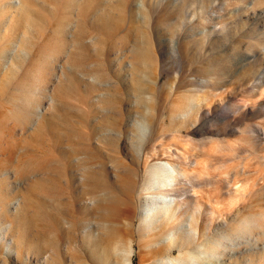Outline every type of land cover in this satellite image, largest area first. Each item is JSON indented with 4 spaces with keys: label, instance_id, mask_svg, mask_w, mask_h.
Segmentation results:
<instances>
[{
    "label": "rangeland",
    "instance_id": "1",
    "mask_svg": "<svg viewBox=\"0 0 264 264\" xmlns=\"http://www.w3.org/2000/svg\"><path fill=\"white\" fill-rule=\"evenodd\" d=\"M126 6L134 13L131 19H123ZM138 48L149 49L140 71L133 57ZM74 69L80 83L68 89ZM94 70L104 74L107 82L92 90L90 71ZM141 77L148 84L158 83L142 109L158 121L142 127V133L135 129L139 109L133 92ZM107 83L114 91L110 92ZM108 93L115 98L114 111L101 104ZM0 102V149H14L10 175L0 179V213L18 220L16 235L28 237L16 246L7 233L11 224L0 225V260L10 264L111 262L105 223L98 211H92L90 197L72 205L84 190L78 170L87 166L95 172L105 167L103 182L112 185L110 194L122 210L133 214L129 221L117 224L118 230L128 227L131 233L132 263L157 264L177 258L175 245L166 243L159 254L150 251L147 246L158 229L150 231L139 220L147 207L143 182L148 167L168 161L189 168L200 162L208 171L205 179L179 176L172 183L176 202L189 201L182 211L203 197L200 203L206 209H202L197 232L208 233L220 244L218 255L203 254L198 249L200 239L191 244L195 264L208 256L210 262L241 264L247 259L264 264V254H255L264 235V0H0ZM85 107L93 111L88 121L91 127L108 111L111 115L125 113L124 124L117 120L114 133L88 140L87 129L79 124L80 116L87 118ZM177 112L179 116L190 114L191 120L178 122L184 126L175 130L169 119ZM67 121L82 136L79 147L75 145L79 153L68 162L63 158L69 154ZM47 127L51 130L46 131ZM52 130L65 139L55 148L49 141ZM143 135L146 156L137 164L133 147ZM119 161L135 172L125 173ZM7 168L0 164V170ZM68 170L74 178L70 183ZM18 172L23 174L21 181L14 177ZM235 180L238 185L249 184L250 189L237 192ZM82 209L89 210L85 217ZM44 210L58 218L60 225L42 233ZM162 226L161 237L166 238L172 230ZM174 234L178 244L185 242ZM211 249L209 244L205 252ZM150 255H157V260ZM259 256H263L261 261Z\"/></svg>",
    "mask_w": 264,
    "mask_h": 264
},
{
    "label": "bare ground",
    "instance_id": "2",
    "mask_svg": "<svg viewBox=\"0 0 264 264\" xmlns=\"http://www.w3.org/2000/svg\"><path fill=\"white\" fill-rule=\"evenodd\" d=\"M25 1V0H24ZM34 1V0H33ZM97 1V0H96ZM140 4V3H139ZM137 3V9H140V5ZM24 5V4H23ZM96 6V5H95ZM117 6V5H116ZM119 7V6H118ZM111 8V7H110ZM101 9V8H100ZM136 9V10H137ZM97 10V9H96ZM135 10V12H136ZM110 11V10H109ZM116 11V10H115ZM96 12V11H95ZM98 12V11H97ZM119 12V11H118ZM140 12V11H139ZM144 12V11H143ZM75 14V13H74ZM118 14V13H117ZM124 16L123 19H131L134 17V13L130 12V9L126 6L124 9ZM98 15V14H97ZM115 15V14H114ZM85 16V15H84ZM119 16V14H118ZM47 17V16H46ZM49 17V16H48ZM65 17V16H64ZM146 20V19H145ZM80 22V21H79ZM149 22V21H148ZM25 23V22H24ZM38 23V22H37ZM94 24V22H93ZM162 24V23H161ZM44 25V24H43ZM28 26V25H27ZM97 26V25H95ZM93 27V26H92ZM101 29V28H100ZM84 30V29H83ZM102 30V29H101ZM48 31V30H47ZM95 31V30H94ZM86 32V31H85ZM84 33V31H83ZM87 33V32H86ZM74 34V33H73ZM64 38V37H63ZM152 40V39H151ZM92 42V41H90ZM103 43V42H102ZM91 44V43H90ZM15 47V46H14ZM75 49V48H74ZM70 50V49H69ZM92 50V49H91ZM149 49H142V48H138L135 49V51L133 52V57L135 58V66H138L139 71L141 70V68L143 67V61L146 60L147 56H149ZM21 51V50H20ZM104 51V50H103ZM22 52V51H21ZM101 52V51H100ZM68 53V52H67ZM78 53V52H77ZM6 55V54H5ZM94 57V56H93ZM5 58V57H4ZM101 58V57H100ZM105 59V58H104ZM132 60V59H131ZM90 61V60H89ZM104 61V60H103ZM124 61V60H123ZM134 62V63H135ZM107 63V62H106ZM104 65V64H103ZM111 65V64H110ZM147 65V64H146ZM80 66V65H78ZM73 67V66H72ZM75 67V66H74ZM147 67V66H146ZM71 69V68H70ZM73 69V68H72ZM82 69V68H81ZM137 69V70H138ZM77 69H74L73 72H71V74L69 75L68 79H69V83H68V89H74L78 86V84L80 83L79 80L76 79V71ZM96 70V69H95ZM90 71L93 79H94V84L92 86H90V88L92 90H95V87H103L104 83L107 82V77H105L104 74L99 73V71ZM55 71V70H54ZM83 71V69H82ZM60 72V71H59ZM75 72V73H74ZM81 72V71H80ZM84 72V71H83ZM83 72H81V74L83 75ZM80 74V75H81ZM90 74V75H91ZM142 74V73H141ZM137 75V74H136ZM57 76V75H56ZM85 76H88L87 73L85 74ZM67 77V76H66ZM145 77V75H144ZM144 77L139 78V80L137 81V83L135 84L134 88H133V92H134V96L136 98V108L139 109V113L137 116V121H136V126L135 129L138 131L140 129H142V127L144 128L147 125H152L154 122L158 121V117L155 115H147V113L145 114V112L142 111V109H144V107L147 106V102H148V98H147V94H154L156 88H157V82H152V83H146L144 80ZM92 79V80H93ZM67 84V81L65 82ZM46 85V84H45ZM106 85V84H105ZM106 87V86H105ZM107 87L110 90V92L114 91L112 88V84H108L107 83ZM66 88V87H65ZM78 89V88H77ZM107 90V89H106ZM107 90V91H109ZM71 91V90H69ZM99 91V90H98ZM102 92L103 90H100ZM129 91V90H128ZM97 92V91H96ZM109 92V93H110ZM127 92V91H126ZM107 93V92H106ZM108 93V94H109ZM115 93V92H114ZM132 93V92H131ZM106 96V99L101 103L103 105H105L107 107V109H113L114 107V102H115V98L114 96L111 94H109ZM68 95V94H67ZM106 95V94H105ZM87 96V95H86ZM89 96V94H88ZM91 96V95H90ZM103 96V95H102ZM100 96V97H102ZM164 96V95H163ZM207 96V95H206ZM69 97V95H68ZM67 97V98H68ZM87 98V97H86ZM91 98V97H90ZM89 98V99H90ZM103 98V97H102ZM164 98V97H163ZM39 99V98H38ZM42 99V97H41ZM212 99V98H211ZM91 100V99H90ZM196 100V99H195ZM43 101V99H42ZM83 101V100H82ZM102 101V100H101ZM117 101V100H116ZM201 101V100H200ZM199 101V102H200ZM26 102V101H25ZM87 99L85 101V105L86 104ZM203 102V101H202ZM1 103V102H0ZM38 103V102H37ZM57 103V102H56ZM198 103V102H197ZM66 104V103H65ZM98 104V103H97ZM117 104V103H116ZM196 104V103H195ZM27 105V104H26ZM31 107V104H29ZM37 105H40L37 104ZM99 105V104H98ZM35 106V105H34ZM32 107L31 111H34L33 108L35 109V107ZM119 106V105H118ZM138 106V107H137ZM11 107V106H10ZM93 107V106H91ZM99 107V106H98ZM104 107V106H103ZM69 108V107H68ZM86 108V107H85ZM90 108V107H89ZM86 108L85 111L87 112V118L85 119L83 116H80L82 120H80L78 123L80 125H83L86 129L87 132L86 134V138L88 140H91L92 137L96 136L98 138H106L105 132H110L111 134L114 133L116 131V129H118L116 123L120 124H124V119L126 118V114L125 113H118L116 115H111L113 114L112 111H108V114L106 116H104L101 121L98 123L97 126L95 127H91L88 124L89 121V117L90 115L93 113L92 109ZM97 108V107H96ZM106 109V110H107ZM108 109V110H109ZM195 109V108H194ZM37 110V109H36ZM73 110V109H72ZM104 111V110H102ZM114 111V109H113ZM119 111V110H118ZM117 111V112H118ZM121 111V110H120ZM107 112V111H105ZM110 112H112L110 114ZM188 112V111H187ZM33 113V112H32ZM175 113V112H172ZM86 114V113H85ZM177 114V115H176ZM176 114H171V119H169L171 121L170 125L171 127H173V129L177 130V128L179 129L182 128L184 125L178 126L177 123L178 122H182V123H187L191 120V116L190 114L187 115H183V116H179L178 112ZM35 115V114H34ZM37 115V114H36ZM35 115V116H36ZM97 115V114H96ZM99 115V114H98ZM104 115V114H103ZM129 115V114H128ZM181 115V114H180ZM28 116V115H27ZM34 116V117H35ZM92 116V115H91ZM116 116V117H115ZM24 117V116H23ZM33 117V116H31ZM33 117V118H34ZM95 117V116H94ZM93 117V118H94ZM99 117V116H98ZM131 117V116H130ZM169 117V118H170ZM19 118V116H18ZM28 118V117H27ZM48 119V118H47ZM97 119V118H96ZM24 120V118H23ZM30 120V119H28ZM45 120V119H44ZM95 120V119H94ZM118 120V121H117ZM27 121V120H26ZM32 121V120H31ZM28 121V122H31ZM68 122V121H67ZM75 122V121H74ZM166 120H162L161 123H166ZM192 122V121H191ZM27 123V122H26ZM76 123V122H75ZM24 124V123H23ZM29 124V123H27ZM69 121L65 127L66 129V134H65V138L67 140L68 146H69V154H66L63 156L64 160H66L67 162L72 158L73 156H76L79 153V148H76V146L79 147L80 144V137H82L78 132L74 131V129L72 128V124ZM119 124V125H120ZM25 125V124H24ZM31 125V124H29ZM41 125H43L44 127H46V121H42ZM14 126V125H13ZM27 126V125H26ZM40 126V125H39ZM74 127V126H73ZM164 128V127H163ZM170 128V127H169ZM168 128V129H169ZM51 130V128H48ZM39 129H37L38 131ZM42 130V128H41ZM40 130V131H41ZM45 130V129H43ZM77 130V129H76ZM118 131V130H117ZM140 132L142 133V131L140 130ZM81 133V132H80ZM107 136H109V134ZM47 134V133H46ZM62 133L59 132H55L52 130V133L50 135L49 133V141H51L52 146L55 148L57 144H61V142L59 143L58 141L63 139ZM110 134V135H111ZM145 134V133H144ZM115 135V134H114ZM119 135V133H118ZM117 135V136H118ZM46 136V135H45ZM50 136L52 137L50 139ZM116 136V137H117ZM48 137V136H47ZM46 137V138H47ZM76 137V138H75ZM55 138V139H53ZM110 138V137H108ZM120 138V137H119ZM144 135L142 136L141 141L137 144L136 147H132L137 149L136 154L133 153V155L136 156L135 159H133V161L135 162H139L141 160V158L145 155L144 149H145V143H144ZM65 140V139H63ZM85 140V139H84ZM114 140V139H113ZM92 141V140H91ZM94 141V140H93ZM44 142V141H43ZM104 144V143H103ZM63 145V144H62ZM113 145V144H112ZM48 146V145H47ZM108 146V145H107ZM111 146V145H110ZM109 146V149H110ZM206 146V145H205ZM81 147V146H80ZM204 147V146H203ZM214 147V146H213ZM117 148V147H116ZM206 148V147H205ZM196 149V148H195ZM194 149V150H195ZM200 149V148H199ZM14 149H8L7 151H4L3 149H0V164H5L8 165V168L6 170H0V179H2L1 177L3 176H9L10 175V171H9V166H11V162H12V157L14 155L13 153ZM52 150V149H51ZM131 150V149H130ZM85 151V150H83ZM82 151V152H83ZM91 151V150H89ZM116 151V150H115ZM81 152V153H82ZM96 153V152H95ZM94 153V154H95ZM200 153V152H199ZM198 153V154H199ZM86 155V154H85ZM92 155V154H91ZM94 156V155H92ZM121 156V155H120ZM86 157V156H85ZM148 157V156H147ZM147 157L144 158V167L147 165L148 161H147ZM108 159V158H107ZM111 160V158H110ZM114 161V160H113ZM111 162V161H110ZM137 162V164H139ZM113 163V162H112ZM116 163V162H115ZM120 166H122V170L126 173V172H135L134 169H131L128 167V165L122 161L118 162ZM143 163V162H142ZM195 163V162H194ZM104 164V163H103ZM23 165V164H22ZM32 166V165H31ZM29 166V170L31 169ZM103 166V165H102ZM139 166V165H138ZM193 166V165H192ZM12 167V166H11ZM20 167V166H19ZM23 167V166H22ZM27 167V166H25ZM88 167V166H87ZM84 168L81 167L78 171L81 172L82 176H83V188L84 190L82 192H80L73 200L72 205H78L80 202H82L83 198L85 196H89L91 201V205L92 206V211H98L97 213L99 214V219L105 223V229H103L107 234V238H106V243L108 246V250H107V257L109 258V260L111 261L110 263H106V264H133L132 263V256H133V239L131 237V233L129 232V229L127 227V229H125V227L122 230H118L117 229V224L119 222H122L123 220L125 221H129L132 217V212L128 209H121V205L118 203V201L113 197V195L110 194L109 189H111V184L110 186L103 182V177H106V169L105 167H102L98 172L95 170L93 171L91 168ZM97 167V166H96ZM18 168V167H16ZM15 168V169H16ZM100 168V167H99ZM14 168L12 169V171H14V173L16 172ZM28 168H26L27 170ZM91 169V170H90ZM21 170V169H18ZM67 170V169H66ZM64 168V171H66ZM25 171V170H24ZM23 171V172H24ZM93 171V172H92ZM22 172V171H21ZM28 172V171H26ZM25 172V173H26ZM68 180L67 182H73L74 178H71L73 176L71 172L68 170ZM70 172V174H69ZM13 173V174H14ZM208 171L207 168L202 165V163L200 162H196V165L193 166V168H189L187 165H178V167L168 161H159L154 163V165L149 166L148 167V173H146L144 182H143V191L145 193V203L147 205V207L144 209L143 213L140 214L139 216V220L140 222L146 226L148 229H151L150 231H152V229L157 228V232H155L154 234L151 235V237H153L152 240V244L150 243L147 247L150 251L154 250L156 251V254L161 253L164 249V245L167 243L168 245H175L176 250L179 252V256L177 258H171V259H167L165 262L163 261H159L157 264H195L194 259H197L195 256V252L191 249V244L196 243L199 239H200V244L198 246V249L203 250V254H207V253H215V254H219L216 253L218 246H220V244H217L215 240H213L212 237L208 236L207 234H199L197 232V225H198V221H200V219L203 216V211L202 209L205 208V203H200V200L203 198L200 197L199 200L194 201V207L190 208L187 207L184 211H182V207L184 205H187L189 201H182L181 203L176 202V198L173 197V194L171 193L173 191V182H178V178L179 176L183 177V178H187L189 175H193L195 178H199V179H205V177L207 176ZM16 175V176H15ZM22 173H16L14 174V177L16 179H18L19 181H21L20 178H23ZM24 176H26V174H24ZM24 179V178H23ZM26 179V178H25ZM100 179V182L99 180ZM117 179V178H116ZM115 179V180H116ZM236 188H237V192L241 191V190H245L248 191L247 189L249 187V184H241L238 185L239 182H236V180L234 181ZM2 181L0 182V187H1ZM67 187V184H65ZM51 191L52 187H50ZM35 191V190H34ZM36 192V191H35ZM214 193H217L216 190L213 191ZM243 192V193H244ZM32 193V192H31ZM201 194V193H200ZM195 195H199V193L197 191H195ZM206 195V194H205ZM55 197V196H54ZM57 198V197H56ZM238 198V197H237ZM55 201V199H53ZM57 200V199H56ZM195 200V199H194ZM205 201V200H202ZM56 202V201H55ZM54 202V203H55ZM90 202H88L86 205H90ZM25 207L27 205H29L28 201L25 200L24 201ZM49 209V208H48ZM178 210V212H177ZM89 210H85L82 209L81 212L83 213L84 217L87 215V212ZM97 214V215H98ZM41 220L43 222L42 224V233L47 232L49 230L52 229H56L58 228V225H60V220L58 218H52V216H49L45 210L44 212L41 213ZM13 216L10 218L9 214L5 213L2 214L0 213V225L4 226L6 223L11 224L10 229L7 230V233L9 235V237L15 239V244L16 246L18 245V243H21L22 241H26V236L25 235H16V230L18 228H20L19 223H17L16 225V220L12 219ZM91 218V217H90ZM94 219V218H93ZM98 219V218H96ZM99 220V221H100ZM45 222V224H44ZM98 222V221H97ZM101 223V222H100ZM162 224H166L169 227H171L172 231H169L167 237H161L162 234V230L164 229ZM100 225V224H99ZM178 225V228H176V226ZM102 226V225H101ZM128 226V223H127ZM176 228V231H175ZM125 229V230H124ZM176 233L177 235L183 237L185 239V242L182 244H178L177 243V238L175 236ZM105 235V236H106ZM261 239L260 241H258L259 243L262 242L261 247H259V254L255 253L257 255H261L264 254V235L260 236ZM104 238V237H103ZM257 242V244H259ZM104 242V244H106ZM256 243V242H255ZM157 247H155V245H157ZM166 244V245H167ZM211 245L212 249L211 251L207 250L205 252V247H207V245ZM146 247V246H145ZM105 252V251H104ZM224 254V253H222ZM213 255V254H212ZM242 255V254H241ZM223 256V255H221ZM211 257V256H210ZM260 257V260H262V257ZM154 259L157 260V255H150V259ZM200 258V257H198ZM209 256L208 257H204L202 258L203 260H200L201 264H225V261H215L213 262L211 260V262L209 261ZM215 258L212 257V259ZM163 260V259H162ZM103 263V262H102ZM241 264H252L255 263L253 261H247V259H243L241 262ZM0 264H10L9 260H0Z\"/></svg>",
    "mask_w": 264,
    "mask_h": 264
}]
</instances>
